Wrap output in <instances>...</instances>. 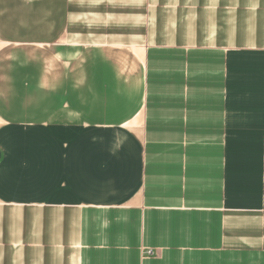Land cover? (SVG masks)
Returning a JSON list of instances; mask_svg holds the SVG:
<instances>
[{
    "label": "crops",
    "instance_id": "0c3cea01",
    "mask_svg": "<svg viewBox=\"0 0 264 264\" xmlns=\"http://www.w3.org/2000/svg\"><path fill=\"white\" fill-rule=\"evenodd\" d=\"M158 5L155 42L0 40V264H264V0Z\"/></svg>",
    "mask_w": 264,
    "mask_h": 264
},
{
    "label": "rangeland",
    "instance_id": "374dc122",
    "mask_svg": "<svg viewBox=\"0 0 264 264\" xmlns=\"http://www.w3.org/2000/svg\"><path fill=\"white\" fill-rule=\"evenodd\" d=\"M125 0H22L20 2L14 0H8L5 4L0 2V8L7 7L5 11L0 12L2 19L6 21L7 32L2 33L3 37L0 40L4 41L5 38H12L13 35H21L25 37H31L39 35L33 28L38 25H47L51 27V33H43L42 36L49 35L53 37V41L68 40L69 37H74L82 42L90 43H108L116 42L115 40L125 42L124 33L112 32L113 26L125 25L133 23L135 29L138 26L146 27L143 32V37L148 39V30L150 31L151 41L155 42L157 38V31L159 26V17L155 11H158V0H145L143 2L144 9L143 15L138 17L139 14L127 17L124 11L121 10L122 5L125 4ZM141 2L134 1V6H140ZM20 7V8H8V7ZM31 7V8H30ZM148 10H150V15ZM153 15V16H151ZM75 26L76 30L70 34L69 26ZM82 25L80 28L84 33H78L81 31L77 26ZM24 26H28V32H25ZM100 26H111L112 29H102ZM96 29V30H95ZM18 30L17 32H14ZM108 30V32H105ZM101 31H103L101 33ZM111 31V32H109ZM117 36V38H115ZM72 39V40H76ZM119 39V40H118ZM264 103V102H263ZM4 129L0 124V132ZM46 130L44 128L39 129H23L14 131L12 134L18 136H37L42 139L47 136H61L62 132ZM93 130H85L79 133H74L75 136H86L87 140H98V135L93 133ZM103 139L108 141L113 140L120 136L119 131H107L102 132L100 135ZM39 147L45 149V152L55 154L54 151L61 149L65 152L67 146L65 142L59 145H40ZM53 147V151L51 148ZM65 162V161H64Z\"/></svg>",
    "mask_w": 264,
    "mask_h": 264
}]
</instances>
